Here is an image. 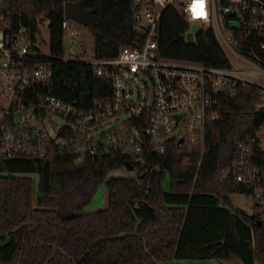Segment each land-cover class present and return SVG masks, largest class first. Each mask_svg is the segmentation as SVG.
I'll return each instance as SVG.
<instances>
[{
  "label": "trees",
  "instance_id": "16d2710c",
  "mask_svg": "<svg viewBox=\"0 0 264 264\" xmlns=\"http://www.w3.org/2000/svg\"><path fill=\"white\" fill-rule=\"evenodd\" d=\"M67 3L94 11L97 59L115 57L135 41L131 5L124 0H0L13 26L26 28L31 38L41 20L49 23L52 93L82 110L106 106L108 81L88 64L61 58ZM189 29L176 8L164 11L159 38L164 57L230 67L211 30H201L188 43ZM238 39L244 54L264 61V34ZM253 105L254 90H239L207 130L204 153L171 147L164 155L146 154L134 178L109 177L128 160L120 153L90 157L80 166H71L73 155L58 148L42 160L0 159V264H159L172 259L264 264V218L234 208L232 201L233 195L253 192L235 182L231 170L237 142L264 126V113ZM256 156L264 162V152ZM103 183L108 206L84 212Z\"/></svg>",
  "mask_w": 264,
  "mask_h": 264
},
{
  "label": "built area",
  "instance_id": "2783aa9c",
  "mask_svg": "<svg viewBox=\"0 0 264 264\" xmlns=\"http://www.w3.org/2000/svg\"><path fill=\"white\" fill-rule=\"evenodd\" d=\"M124 1L131 5L133 44L112 58L68 59L65 51L61 56L90 65L110 84L109 103L91 110L52 93V61L42 55L39 31L31 38L26 28H15L0 6V159L42 160L58 148L73 155L71 166H80L90 157L120 153L138 171L146 154L164 155L171 147L204 153L207 130L239 90L252 88L253 109L264 113V61L244 54L238 39L264 34V0ZM168 8H176L190 24L186 42L193 25L211 30L230 67L164 57L159 38ZM69 21L64 16V38L69 33L74 39L79 34ZM260 130L237 142L231 170L235 182L252 188L246 196L264 211V162L256 158V152H264Z\"/></svg>",
  "mask_w": 264,
  "mask_h": 264
},
{
  "label": "rangeland",
  "instance_id": "374dc122",
  "mask_svg": "<svg viewBox=\"0 0 264 264\" xmlns=\"http://www.w3.org/2000/svg\"><path fill=\"white\" fill-rule=\"evenodd\" d=\"M69 26L71 30L77 31L79 36L71 39L69 33L64 38V55L68 59L81 58L86 61H92L94 59V35L90 32L89 28L70 20ZM233 27H236V23H232ZM36 39L42 55L44 57H52L51 52V31L49 23L46 19L41 20L39 23V32L36 35ZM230 60L235 61L234 57L230 55ZM237 63V61H235ZM238 64V63H237ZM264 80V79H263ZM59 123V122H58ZM61 123V122H60ZM59 123V124H60ZM260 137L264 139V126L260 130ZM138 171L128 172L125 168L114 171L110 174V178L137 177ZM35 178V188L37 190L39 185V179ZM170 178L166 179L165 188L169 189ZM234 208H240L246 211L250 215H259L264 218V211L255 206L246 195H233L232 196ZM108 206V186L102 184L92 200L84 207V212H95L105 209ZM2 245V244H0ZM159 264H241L239 261H219V260H188V259H172L167 261H161Z\"/></svg>",
  "mask_w": 264,
  "mask_h": 264
},
{
  "label": "water",
  "instance_id": "95a60500",
  "mask_svg": "<svg viewBox=\"0 0 264 264\" xmlns=\"http://www.w3.org/2000/svg\"><path fill=\"white\" fill-rule=\"evenodd\" d=\"M94 11L86 10L81 4L67 3L64 8V16L67 20H73L89 28L93 35L97 33V23L93 17ZM199 25H193L192 32L187 35V42L194 41V33H199ZM182 141L180 142V144ZM125 169L128 172H134L135 166L132 162H125ZM260 225V222H259Z\"/></svg>",
  "mask_w": 264,
  "mask_h": 264
}]
</instances>
